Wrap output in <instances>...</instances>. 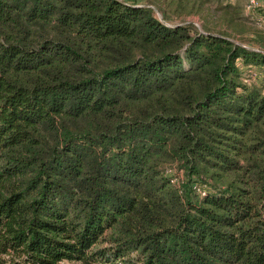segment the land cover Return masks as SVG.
I'll return each instance as SVG.
<instances>
[{
  "label": "trees",
  "instance_id": "trees-1",
  "mask_svg": "<svg viewBox=\"0 0 264 264\" xmlns=\"http://www.w3.org/2000/svg\"><path fill=\"white\" fill-rule=\"evenodd\" d=\"M118 261L264 264V44L136 0H0V264Z\"/></svg>",
  "mask_w": 264,
  "mask_h": 264
},
{
  "label": "rangeland",
  "instance_id": "rangeland-1",
  "mask_svg": "<svg viewBox=\"0 0 264 264\" xmlns=\"http://www.w3.org/2000/svg\"><path fill=\"white\" fill-rule=\"evenodd\" d=\"M139 3L147 5L154 10L155 15L167 25L175 24H187L190 23L194 25L199 31L203 32L204 28L211 31L226 32L230 34L231 38L237 42H241L247 45H252L256 43L264 44V25L258 23L256 19L251 18L247 13L246 5L247 0H230L232 6L228 10L230 12L224 13L214 5L202 2L201 7L186 6L182 10V14H173L174 10L177 8V2L174 0L172 3L169 0H136ZM192 1V0H191ZM196 2V1H195ZM199 2V0H198ZM200 10H196V9ZM196 10V11H195ZM189 11H192L189 13ZM231 11H238V14L232 15ZM260 13L264 12V6L257 10ZM240 15L241 18L237 20H230L231 16L236 17ZM254 72V71H253ZM252 71L249 72L244 69L242 76L246 77L247 82H252V78L258 75L256 69V75ZM68 264H81L80 262H72Z\"/></svg>",
  "mask_w": 264,
  "mask_h": 264
},
{
  "label": "built area",
  "instance_id": "built-area-1",
  "mask_svg": "<svg viewBox=\"0 0 264 264\" xmlns=\"http://www.w3.org/2000/svg\"><path fill=\"white\" fill-rule=\"evenodd\" d=\"M264 6V0H247L246 10L251 18L256 19L258 23L264 25V12L260 13L259 9ZM254 79V78H252ZM116 264H123L121 261H118Z\"/></svg>",
  "mask_w": 264,
  "mask_h": 264
}]
</instances>
